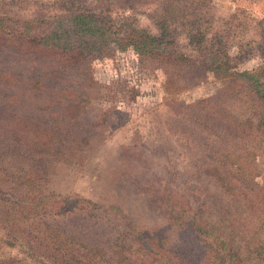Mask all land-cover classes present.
<instances>
[{
  "label": "trees",
  "instance_id": "16d2710c",
  "mask_svg": "<svg viewBox=\"0 0 264 264\" xmlns=\"http://www.w3.org/2000/svg\"><path fill=\"white\" fill-rule=\"evenodd\" d=\"M105 1L107 10L136 3ZM167 8L162 11L168 10L167 16L154 20L155 33L132 15L116 22L109 11L88 6L36 20L0 14V134L7 131L19 146L51 147L57 158L80 151L81 139L88 141L115 121L112 105L90 108L91 121L82 117L94 87L89 62L98 53L113 57L131 47L141 65L167 71L163 86L173 95L168 105L185 120L192 152L191 168L172 165L164 174L150 172L165 181L168 224L159 235L139 231L118 205L37 190L33 182L45 168L22 182L16 169L6 168L16 163L2 155L0 223L13 218L15 226H29L25 233L12 229L23 235L28 256L51 264H210L204 250L211 240L222 248L225 264H247L241 248L260 259L261 234L244 219L264 214V185L247 173L255 160L264 162V85L256 71L236 69L247 55L242 45L230 55L225 40H214L209 28L185 26L184 20L178 26L176 10ZM181 31L188 36L186 44ZM207 71L231 83L185 108L176 96ZM75 82L83 88L75 89ZM25 103L26 108H15ZM132 157L149 166L139 152ZM215 223L240 230L239 249L210 229Z\"/></svg>",
  "mask_w": 264,
  "mask_h": 264
},
{
  "label": "rangeland",
  "instance_id": "374dc122",
  "mask_svg": "<svg viewBox=\"0 0 264 264\" xmlns=\"http://www.w3.org/2000/svg\"><path fill=\"white\" fill-rule=\"evenodd\" d=\"M106 3L109 4L105 0H0V14L36 20L41 16L64 13L70 8L84 9L88 6L96 11H109L116 22L132 15L139 25L155 33L156 16H167L168 10L166 13L162 11L172 6L178 18L174 24L180 26L184 20L185 26L190 24L202 30L209 28L214 40H225L230 55L245 49L247 55L236 69L256 71L264 85V0H136L132 8L114 6L111 10H107ZM187 39L185 31H181L180 40L186 44ZM239 45H242L241 49ZM88 73L94 87L87 88L90 101L82 117L91 121L90 108L112 105L113 125L98 129L88 141L81 139L84 143H78L82 148L80 151L61 158L53 156L51 147L40 150V146L25 143L19 146L21 142L3 131L0 134V157L6 154V160L12 159L16 163L6 168L16 169L22 182L28 181L25 175L30 176L36 168H45L46 174L33 182L37 190L46 188L76 194L104 205H118L139 231L159 235L168 224L162 190L165 181L157 180L150 172L159 170L160 174H164L172 165L178 170L191 168L189 163L192 161V152L185 137V120L176 116L168 105L173 95L164 90L167 71L155 64L150 67L141 65L136 53L128 47L124 51H116L113 57L96 54L89 62ZM79 82L74 85L77 90L83 88ZM229 83L230 79H218L207 71L205 75L199 74L196 84L180 92L176 99L183 101L186 108ZM26 107L25 103L15 108ZM135 152L146 158L149 166L134 160L132 156ZM255 164L247 173L264 185V162L255 160ZM3 200L0 198V207ZM244 221L250 222L253 229L261 234L260 259L254 256V252L250 255L239 249L243 236L237 227L225 228L223 223H215L210 229L239 249V255L242 259L247 258V264H264V214L252 219L246 216ZM15 224L13 218L0 223V264H51L25 253L29 250L21 238L23 235L14 233L12 229L20 227L25 233L29 226ZM221 249L211 240L207 241L204 252L210 264H225Z\"/></svg>",
  "mask_w": 264,
  "mask_h": 264
}]
</instances>
